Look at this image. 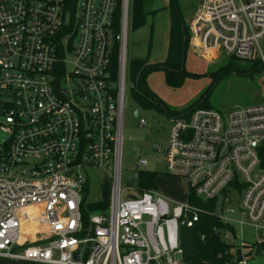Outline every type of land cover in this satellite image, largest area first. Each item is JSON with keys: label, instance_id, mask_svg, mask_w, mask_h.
<instances>
[{"label": "built area", "instance_id": "2783aa9c", "mask_svg": "<svg viewBox=\"0 0 264 264\" xmlns=\"http://www.w3.org/2000/svg\"><path fill=\"white\" fill-rule=\"evenodd\" d=\"M130 8V0H0V259L184 264L181 228L207 213L193 200L216 201L212 214L226 225L264 231V104L228 118L201 108L171 116L168 146L156 152L166 175L187 182L185 203L142 187L146 157L123 185ZM188 29L196 57L264 68V0H201ZM94 170L111 185V205L82 237Z\"/></svg>", "mask_w": 264, "mask_h": 264}, {"label": "rangeland", "instance_id": "374dc122", "mask_svg": "<svg viewBox=\"0 0 264 264\" xmlns=\"http://www.w3.org/2000/svg\"><path fill=\"white\" fill-rule=\"evenodd\" d=\"M132 1L130 0V7ZM180 2L187 6L188 0L184 2L180 0ZM189 2L194 4L200 1L189 0ZM169 3L170 0H155L153 9L159 8L160 11L149 16L144 27L134 30L131 22L129 25L126 50L128 80L124 115L122 183L125 186V183L131 179L135 161L139 157H146L149 160L148 171L156 174L155 186L159 194L171 205H177L187 201V182L180 177L166 175L165 154L156 152L157 147L166 150L168 146L171 119L168 112H180L196 104L205 96L208 98L204 107L209 106V109L221 113L225 118H228L229 112L235 109L264 104V68L260 65L259 70L252 72L255 62L235 59L232 64L234 70L221 73L220 71L230 62V58L217 54L215 56L220 57V60L215 62L213 56L209 54L196 57L188 49L185 70L188 74H194L199 78H186L182 86L173 88L166 82V71L154 70L147 76L146 86L154 96L155 99L152 97L154 102H161L160 109L157 107L146 109L139 106L132 98V84L129 80L130 65L136 59L148 60L151 64H160L165 61L171 18L169 8H164L168 7ZM183 5L180 8L187 28L191 21V12L187 13ZM215 73L220 75L217 81L213 77ZM135 109L139 111L137 117L133 114ZM141 119L147 122L146 127H140ZM93 176L97 178V181L90 186L88 201L99 200L102 196V173L94 170ZM239 203L236 201L235 206L238 207ZM235 218L243 220L241 214L236 215ZM234 227L236 245L254 244L260 240L259 232L254 226L235 224ZM228 237L233 240L231 233ZM261 238L264 239V231H261ZM0 264L44 263L0 259ZM246 264H264V254L246 259Z\"/></svg>", "mask_w": 264, "mask_h": 264}, {"label": "trees", "instance_id": "16d2710c", "mask_svg": "<svg viewBox=\"0 0 264 264\" xmlns=\"http://www.w3.org/2000/svg\"><path fill=\"white\" fill-rule=\"evenodd\" d=\"M76 2V0H70ZM121 1V0H120ZM155 0H133L130 9V22L134 30H138L147 24L149 16L155 15L160 9H153ZM180 0H170L169 6L164 8L170 11L171 26L169 34L168 53L165 61L160 64H151L148 60H133L130 65L129 80L132 84V98L146 109L157 107L160 109L161 102L155 103L152 93L146 86V78L154 70L166 71V82L170 87L177 88L183 85L186 78H199L194 74H188L183 68V60L187 59L189 49V29L185 26V18L181 12ZM235 58L221 70L233 71L232 64ZM255 62L252 72L260 69V63ZM216 81L220 77L218 73L213 76ZM206 97V98H205ZM197 101L196 104L177 113L168 112L171 116L189 113L194 109H209L206 106L208 96ZM155 99V98H154ZM156 174L150 171L141 175V184L144 189H156ZM90 194L89 186L85 190L82 204L83 224L85 227L82 237L87 234L91 226L90 217L94 214H107L111 205V185L102 186V196L99 200L88 201ZM193 203L207 211L201 215L200 221L193 228L183 227L180 231V246L184 251V264H237V250L244 251L245 259H252L264 254V239L261 238L254 244L236 245L235 228L224 224L212 212L215 211L216 201L211 203ZM232 234L233 240H227V234Z\"/></svg>", "mask_w": 264, "mask_h": 264}, {"label": "crops", "instance_id": "0c3cea01", "mask_svg": "<svg viewBox=\"0 0 264 264\" xmlns=\"http://www.w3.org/2000/svg\"><path fill=\"white\" fill-rule=\"evenodd\" d=\"M199 1H201V0H199ZM183 2H184V0H183ZM182 2V3H183ZM200 2H196V3H190L189 2V0H188V2H187V6L186 5H183V4H181V7H182V5L184 6L183 8H184V10L188 13V12H191L190 13V15H191V18H192V16H193V14H194V12H195V9H196V6L199 4ZM191 4V5H190ZM185 11H184V14H186L185 13ZM168 45H169V43H168ZM189 49H190V47H189ZM215 62H217V61H215ZM243 225H249V226H252L253 227V225H251V224H249V223H244ZM234 227V226H233ZM235 228V227H234ZM255 228V227H254ZM227 235H229V234H227ZM226 239L227 240H232V239H230L228 236L226 237ZM243 253H244V251H243ZM245 261H246V259H245ZM241 264V263H240Z\"/></svg>", "mask_w": 264, "mask_h": 264}, {"label": "water", "instance_id": "95a60500", "mask_svg": "<svg viewBox=\"0 0 264 264\" xmlns=\"http://www.w3.org/2000/svg\"><path fill=\"white\" fill-rule=\"evenodd\" d=\"M183 68H185V60H183ZM133 114H134V116L137 117L139 115L138 109H135ZM3 137H2V139H3ZM236 256H237L236 263L240 264V263H242L244 261V255H243V251L241 249L237 250ZM75 258H76V260H79L80 259V254H76Z\"/></svg>", "mask_w": 264, "mask_h": 264}]
</instances>
